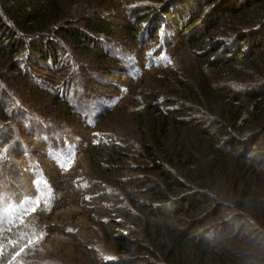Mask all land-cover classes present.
Instances as JSON below:
<instances>
[{"label": "trees", "instance_id": "16d2710c", "mask_svg": "<svg viewBox=\"0 0 264 264\" xmlns=\"http://www.w3.org/2000/svg\"><path fill=\"white\" fill-rule=\"evenodd\" d=\"M56 225L97 264H264V0H0V264Z\"/></svg>", "mask_w": 264, "mask_h": 264}, {"label": "rangeland", "instance_id": "374dc122", "mask_svg": "<svg viewBox=\"0 0 264 264\" xmlns=\"http://www.w3.org/2000/svg\"><path fill=\"white\" fill-rule=\"evenodd\" d=\"M124 13L131 16V13L126 12V10H124ZM220 35H221L220 33L216 32L211 36V38L213 40H216L219 37H221ZM174 66H176V62ZM107 78L112 80L111 82H116L121 78L124 79V77H118V76H114L111 78L107 77ZM123 105L128 111L139 110L143 108L144 101L142 97L139 98L137 96L130 94V96L127 97L125 101H123ZM45 120L49 122L48 119ZM60 127H63V129H65L66 132L74 131L71 130V128L67 129L68 126L65 125H60ZM77 133L79 134V132L74 131V134ZM81 137L86 138V134H82ZM80 157L81 159L85 157L83 151L81 152ZM12 171L17 174L16 176L20 180H23L21 178H25L24 176L20 175L16 165L14 166ZM3 179H4L3 183L7 189L8 188L11 189V187L17 189V187L20 186L11 176H7L6 174H3ZM23 200H26L28 205H26L25 203L17 204V205L15 204L13 208L16 207L20 209V212H26L32 209L39 199L37 197L30 198L29 196H26ZM76 212L77 209L68 206V208H65L63 212H60V214L62 217L65 218L68 217L69 214H74ZM57 225L55 229L58 231L53 230L51 231L50 234L46 235L44 243L41 246H39L36 251H34V249L31 248L26 252L19 253L17 260L10 261L7 264H97L96 261L100 262L101 259H98L94 255V252L90 253L88 248L87 247L85 248V245L83 247H78L79 249H77L76 246H74L73 244L74 243L73 238L70 235H66V233H63L64 231H62L60 227H57ZM95 244L98 245L99 247H102L105 250V252H109L115 249L113 246H110L109 244L103 245L104 242L103 244L99 242H95ZM124 256L128 257L129 255L124 254ZM154 262L156 263L158 261L154 259Z\"/></svg>", "mask_w": 264, "mask_h": 264}]
</instances>
